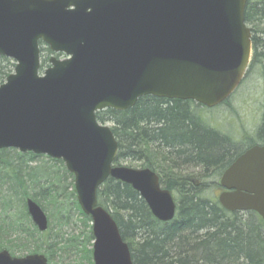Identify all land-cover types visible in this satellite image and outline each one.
Wrapping results in <instances>:
<instances>
[{
	"label": "water",
	"instance_id": "95a60500",
	"mask_svg": "<svg viewBox=\"0 0 264 264\" xmlns=\"http://www.w3.org/2000/svg\"><path fill=\"white\" fill-rule=\"evenodd\" d=\"M247 0H0V57L16 66L0 86V151L62 160L78 204L92 220L94 264H133L97 190L127 184L160 223L176 216L172 194L149 169L113 167L118 144L96 113L126 111L138 100L192 101L215 108L238 89L252 57ZM40 44L54 55L41 72ZM219 204L264 220V146H254L223 174ZM39 232L48 219L33 200ZM0 264H48L44 255Z\"/></svg>",
	"mask_w": 264,
	"mask_h": 264
},
{
	"label": "trees",
	"instance_id": "16d2710c",
	"mask_svg": "<svg viewBox=\"0 0 264 264\" xmlns=\"http://www.w3.org/2000/svg\"><path fill=\"white\" fill-rule=\"evenodd\" d=\"M257 2L248 0L246 24L252 9L264 22V0ZM252 33L251 67L260 65L264 79V41L257 36L264 31ZM40 45L41 52L51 54ZM48 63L49 58H44L42 67ZM13 69V62L0 57V85ZM194 106L197 104L190 101L147 96L132 109L97 113L99 123L112 124L119 149L115 164L140 162L141 168L155 172L162 187L172 193L177 213L170 223L158 222L130 186L113 179L98 190L99 206L112 215L134 264H264V220L253 212L226 211L205 183L180 173V166L189 165L201 168L199 178L208 176L211 169L212 174H219L247 149L264 146V102L255 138L241 152L206 126ZM151 152L164 156L165 167L151 161ZM42 158L46 159L15 150L0 151V251L9 250L12 256L44 254L49 264H93L91 220L78 206L73 176L61 161ZM69 179L72 183L67 185ZM28 198L48 217L49 229L43 234L27 213ZM74 216L83 228L78 235H65L63 228L74 225ZM20 240L21 246L17 244Z\"/></svg>",
	"mask_w": 264,
	"mask_h": 264
},
{
	"label": "rangeland",
	"instance_id": "374dc122",
	"mask_svg": "<svg viewBox=\"0 0 264 264\" xmlns=\"http://www.w3.org/2000/svg\"><path fill=\"white\" fill-rule=\"evenodd\" d=\"M250 1L251 3L252 2L257 4L259 3L257 2L258 0H250ZM247 26L251 31L253 30L256 33L257 32L263 33L264 31L263 18L260 17L257 12H254L253 9L249 14ZM257 36L259 37L258 39L260 40V42L263 43L264 34H257ZM51 54L47 52H41V65L44 58H49L50 60V58L56 57V55L53 54L51 55ZM253 57H254V51L252 52V61H253ZM10 61L13 62L12 60ZM252 61L250 63L249 69L246 73L244 80L240 84L237 91L231 96V98L228 101H226L225 103L221 104L220 106L214 109H205L202 108L201 106L199 108L198 105H197L198 107L197 106L193 107V109L195 110V114L200 117V119L202 120V122H204L206 126L218 131L222 136H225L226 138L231 140V142L234 143L235 146L238 148L239 147L244 148V146H246L252 139L255 138L263 113L264 79L262 77L260 65H256V66L253 65L251 67ZM13 64L15 69L16 64L14 62ZM48 65L45 66L43 64L42 69L43 70L47 69ZM105 125L108 126L110 129L112 128L111 126L112 124L110 123H107ZM151 154H152L150 155L152 157L151 161H153L157 166L159 164H163L162 166L165 167L164 166L165 158L162 154L160 156H158V153H154V152H151ZM14 155L15 154L13 153H8V156L13 157ZM41 157H45V156H41ZM47 159L48 158L46 157L45 160ZM120 166L135 170L143 169L141 168L142 164L140 162H130V161L121 162ZM180 169H181L180 173L182 175L193 176L192 177L193 179H195L198 182L200 181V183H202L203 185L204 183L205 184L208 183L207 185L214 184L212 188H209V193L213 198L218 199L219 195L222 192V189L219 186V182L224 170L221 171L219 174L218 173L212 174L213 170L211 169L208 173V177L202 176L201 178H199L196 175L200 174L201 168L194 169L193 166H184V167L180 166ZM71 183L72 180L69 179L67 181V185H70ZM7 193L9 195V192ZM71 222L74 223V225H70L63 228V232L65 233V235L80 234L83 226L80 223L79 219L76 216H74L72 217ZM48 224H49V220H48ZM11 238L12 240L15 239L14 236L13 237L11 236ZM17 244L21 246L22 241L20 240L19 243ZM6 251H8L12 255V253L9 250ZM36 254H40V253H36ZM26 255L27 254L17 253L15 257L20 258ZM40 255H44V254H40Z\"/></svg>",
	"mask_w": 264,
	"mask_h": 264
},
{
	"label": "bare ground",
	"instance_id": "6f19581e",
	"mask_svg": "<svg viewBox=\"0 0 264 264\" xmlns=\"http://www.w3.org/2000/svg\"><path fill=\"white\" fill-rule=\"evenodd\" d=\"M222 137H224V136H222ZM227 141L231 144V146H234V147H236L235 146V144L234 143H232L231 142V140H229L228 138H227ZM247 146V145H246ZM246 146H244V148H242V147H239L238 148V151H243L245 148H246ZM185 166H189V165H185ZM184 167V166H183ZM193 168L194 169H199V168H195L194 166H193ZM208 177V176H207ZM208 183H206L205 185H204V187L206 188V189H209V188H212L213 186H214V184H212V185H207ZM205 195H207V193H205Z\"/></svg>",
	"mask_w": 264,
	"mask_h": 264
},
{
	"label": "flooded vegetation",
	"instance_id": "af4514ba",
	"mask_svg": "<svg viewBox=\"0 0 264 264\" xmlns=\"http://www.w3.org/2000/svg\"><path fill=\"white\" fill-rule=\"evenodd\" d=\"M231 165H232V164H231ZM231 165H230V166H231ZM230 166H229V167H230ZM229 167H228V168H229ZM228 168H227V169H228ZM227 169H225L224 172H225ZM224 172H223V173H224ZM220 179H221V178H220ZM219 186L221 187L220 182H219ZM221 189H222V188H221ZM222 192H224V190H222Z\"/></svg>",
	"mask_w": 264,
	"mask_h": 264
}]
</instances>
